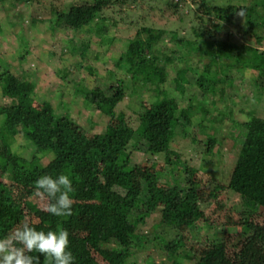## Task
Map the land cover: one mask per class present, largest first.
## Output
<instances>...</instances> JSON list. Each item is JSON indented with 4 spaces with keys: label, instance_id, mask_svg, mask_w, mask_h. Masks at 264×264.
<instances>
[{
    "label": "trees",
    "instance_id": "trees-1",
    "mask_svg": "<svg viewBox=\"0 0 264 264\" xmlns=\"http://www.w3.org/2000/svg\"><path fill=\"white\" fill-rule=\"evenodd\" d=\"M7 1L0 0V6ZM16 1L31 5L34 0ZM64 1V6H58L56 0L49 1V24L45 28H42L40 18L30 17L29 26L33 32L28 37L20 34L19 47L25 44L27 48H32L37 35L44 33L45 29L54 35L61 34L60 41L64 47L71 42L74 33L79 35L96 27L98 35L105 38L109 32L105 26L108 28L106 23L110 10L114 13L126 12L124 9H130L132 4L138 6L139 1L147 0ZM194 2L203 8L204 14L198 16L199 26L192 28L193 39L181 38L176 28L144 24L127 39V48L120 52L115 65L133 76L136 80L134 85L129 86L115 70H110L102 83L93 88L87 87L83 78L73 77V95L81 98L83 109L79 112L84 114V111L99 109L111 118L103 130L91 136L90 115L83 126L76 120L71 123L74 128L59 125L56 105H63L66 108L65 117L70 119L72 106L69 99L48 101L45 104L47 108L31 113L25 98L29 93L35 95L36 83L32 84V92H25L10 72H1V95L8 102L0 106V237L8 236L24 222L26 205L23 199L36 192L35 180L42 175L59 174H67L72 180V215L55 217L41 210L36 215L40 218V228H61L69 232L70 251L75 264H101L98 255L109 264H133L128 260L141 248H136L134 252L132 249L150 241L151 236L139 231V227L146 223L147 216L158 213V210L162 220L155 222L154 228H172L184 237L186 233H192L193 229L181 234V227L193 225L194 222L189 219L197 212L200 216L205 214L202 207L205 200L199 192L201 184L194 177V169L188 168L183 153L172 149L173 140L182 137L188 141L192 129L204 127L207 116L215 111H219V118L232 119L227 112L232 96L224 91L226 86L234 87L235 76L239 72H252L249 84L254 87L253 96L264 102V0ZM185 3L186 0H160L158 6L161 10L169 7L178 12ZM2 24L0 36L9 31ZM11 25L15 24L9 18L7 26ZM113 25L117 26L118 20H113ZM177 42L187 48L185 53L173 47ZM82 50L85 51L81 55H86L88 48ZM19 53L20 57L25 56L22 50ZM182 60L186 63L193 60L194 68L191 70L189 63L187 67H181ZM75 67L80 72L81 67L78 64ZM87 70L94 75L100 74L92 66H87ZM190 70L198 75L196 80L190 81L187 77ZM58 71L63 79H67L72 76L73 70L60 68ZM143 78H150L149 82H153L151 88L156 87L160 98L159 101L154 97L147 100L149 107L139 113V123L134 126L132 119L125 112H118L117 108L126 98L128 87L133 88L130 96L139 95L137 99H141L137 87L144 88L148 84ZM169 79L179 81L183 86L179 87L184 97L183 106L178 105L180 109L169 108V101L176 99L175 96L170 98L173 94L169 90ZM193 82L205 92L219 93L221 89L225 93H222L221 102L213 101L206 106L205 100L197 101L187 91V85ZM220 103H223L222 108H219ZM245 106L243 109L248 119L238 125L244 129V141L231 172L228 189L264 208V118L258 115V110H252V105L251 110ZM198 109L202 114L200 117L195 113ZM233 121L237 123L234 118ZM18 134H23L27 145H13L12 139ZM191 138L186 147L197 149L194 145L198 146V138ZM211 140L215 141L214 144L222 142L216 138ZM141 143L151 147L148 151L151 154L164 155L166 186L160 183L162 175L153 166L132 164L129 147H140ZM212 147L209 145V150ZM22 148L26 150L24 155L19 152ZM185 169L189 170L188 175L183 174ZM18 184L24 189V193L19 195L14 190ZM160 199L164 202L160 203ZM252 214L250 210L243 212L240 226L243 229L241 236L254 232V239L237 255V260L227 257L226 239L222 235L227 226L214 225L213 247L199 256L198 264H264V227L250 221ZM158 237L154 233L151 238L158 241ZM161 241L166 240L162 238ZM165 246L166 258L159 262L147 259L145 263L187 264L184 258L190 253L183 256L177 254L178 249L174 246Z\"/></svg>",
    "mask_w": 264,
    "mask_h": 264
},
{
    "label": "rangeland",
    "instance_id": "rangeland-1",
    "mask_svg": "<svg viewBox=\"0 0 264 264\" xmlns=\"http://www.w3.org/2000/svg\"><path fill=\"white\" fill-rule=\"evenodd\" d=\"M49 1L34 0L31 5H26L18 3L16 0H8L2 7L0 6V23H4V26L9 30L6 34L4 33V35L1 34L0 36V77L1 72L3 73L7 70L10 72L9 74L15 77L16 83L21 85L25 92H32V84L36 83L35 95L29 93L25 98L27 107L31 113L41 108L43 110L47 108L45 104L48 101L56 102L58 98H61V100L69 99L72 106L70 119L65 117L66 108L60 104L56 105V112L60 117L58 121L59 125L74 128L71 123L73 120H76L79 125L83 126L87 124L86 118L90 115L92 119L89 129L90 136L103 130L111 121V118L108 115L102 114L99 109L84 111V114L80 113L83 110L81 108V98L73 95V77L79 80L83 78L86 86L93 88L96 84L102 83L105 76L110 74V70H115L122 79H126L129 86L134 85L136 80L133 76L129 73H124L121 68L115 65L120 52L127 48V39L135 35L143 24L157 28H176L180 31L181 38L185 36L186 38L193 39L194 33L192 28L193 26H199L197 25L200 24L198 16L204 14L203 8L197 6L194 0H186L187 3L183 4L178 12L169 7L161 10L158 6L160 0L139 1L138 6L132 4L130 9H124L126 12L119 11L114 13L111 10L109 11L107 14L109 20L107 23L105 22L108 24V28L105 26V29L109 32H107L105 38L98 35L96 27L90 32H82L79 35H75L74 33L71 35V42L64 47L61 45L62 41H60L61 34L54 35L50 31L47 32L48 29H45L44 33L42 32L39 36L37 35L32 48H27L25 44L19 47V36L28 37L33 32L29 26L31 23L30 17L40 18L42 20V28H45L49 24L50 13L49 8H47V6L50 7ZM78 1V3H85L87 0ZM64 2V0H56L58 6H64ZM9 18L15 25H11V27L7 26ZM113 20H118L117 26L113 25ZM241 21L244 22L243 19ZM38 43H42V45ZM173 47L184 53L187 49L183 48L178 42ZM83 48H88L84 56H82L85 51L82 50ZM19 50L25 53L24 57H20V53L18 54ZM182 61V64L180 62L181 67H187L190 64L191 67L189 68L191 70L194 68L193 60H190L189 64L185 60ZM76 64L81 67L80 72L76 70ZM87 66L98 69L100 74H91L87 70ZM60 68L73 70L72 76L63 79L58 71ZM191 70L188 72L187 77L189 80H196L198 75L196 76ZM251 73V71L239 72L235 76L234 87L226 86V91L224 92L232 96L231 101L228 103L230 109L227 111L229 112L228 115L232 116V119L228 117L225 119L219 118V111L209 114L204 121V127L201 129L193 128L191 133H189L190 138L187 139L188 141H192V136L198 138V146L194 145L197 149L193 150L191 147H186L189 143L182 137H177L172 142V149L183 153L184 159L188 161V168L194 169V177L201 184L199 192L202 194L203 200H205L202 203L205 214L200 216L197 212L195 217L189 219L194 222L191 221L193 225L181 227V234L193 229L192 233H186L185 235L187 236L185 237L175 233L172 228H154L155 222H161L162 215L159 212L160 210H158V213L154 212L150 214V216L146 217V223H143L139 227V231L151 235L149 237L150 241H145V244L141 243L140 247L132 249V252H134L136 248H141L135 256L130 257L129 263L149 264L145 263L147 259L154 262L162 261L166 258L165 244H169L178 249L177 254L180 253L184 256L190 253L188 257L185 256L184 258L187 264H198L199 256H202L213 247L211 241L213 240L212 232L214 231V225L227 226L222 234L226 239L227 257L235 260L237 255L251 242L250 240L254 239L255 234L254 232H247L246 235L241 236L243 229L240 224L243 212L246 213L247 210L252 211L253 214L249 216L250 221L264 227V208L228 189L230 175L238 158L241 144L244 141V129L238 127L240 125L239 122H244L248 119V114L243 109L244 103L246 102L247 110H251L250 105H252V110H258V115L264 118V102L262 99L253 96L254 87L249 84ZM149 79H144V82H148L144 88L137 87L139 94L142 96L141 99H137L139 95L130 96L133 88L128 87L126 98L117 108L118 112L123 111L128 118L132 119L134 126H137L139 123V113L145 107H149L147 100L150 97L157 98V100L160 98L157 96L158 91L156 92V87L151 88L153 82H149ZM168 86L173 94H170V98L171 96L176 97L175 100L169 101V108L180 109L178 105L183 106L184 97L179 92V87L182 88L183 86L179 81H174L173 79H169ZM2 87L3 83L0 80V106L8 102L1 95ZM187 91L194 98L196 97L197 101L205 100L206 106L213 101L221 102V96L225 94L221 89L219 93L205 92L204 88L195 82L187 85ZM140 102L143 103L141 104ZM222 106L223 103H220L219 108H222ZM196 112L197 116L200 117L202 115L199 109L195 110ZM80 114H83V116ZM233 118L237 123L233 121ZM210 138H216L217 141L220 140L222 142L214 144L215 141ZM12 141L13 145L16 146L27 145V139L23 137V134H18ZM209 145L213 146L212 150H209ZM150 149L151 147H148L145 143H141L140 147L133 148L130 146L128 151L132 156L131 162L133 165L140 163L143 166H153L152 168L162 175L160 183H164L166 186L167 181L163 173L165 171L163 169L166 162L165 157L162 154H151L148 152ZM19 152L24 155L26 150L22 148ZM187 172L189 170L185 169L183 174L186 175ZM7 181L9 182V180ZM14 190L17 195L24 193L21 184L15 185ZM23 200L26 205L23 223H29L37 230L48 231L47 228L39 227L40 218L37 217L36 213L39 210L43 211L50 202L49 199L46 196H38L35 192L31 196L24 197ZM159 202L163 203L164 200L160 199ZM154 233L159 235L158 241H153ZM162 238L166 240L163 242L164 244L161 241ZM259 238L260 235L257 237L258 241ZM258 248L260 247L258 246ZM262 252L264 253V251ZM97 258L101 264H109L101 255H98Z\"/></svg>",
    "mask_w": 264,
    "mask_h": 264
},
{
    "label": "clouds",
    "instance_id": "clouds-1",
    "mask_svg": "<svg viewBox=\"0 0 264 264\" xmlns=\"http://www.w3.org/2000/svg\"><path fill=\"white\" fill-rule=\"evenodd\" d=\"M34 186L38 196L50 201L43 211L55 217L72 215L73 185L69 175H42ZM41 257L43 264H75L69 232L61 228L37 230L22 223L10 235L0 237V264H41Z\"/></svg>",
    "mask_w": 264,
    "mask_h": 264
}]
</instances>
